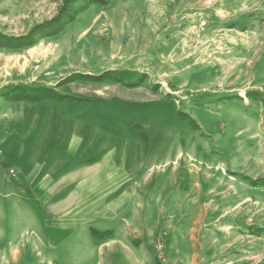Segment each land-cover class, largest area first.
<instances>
[{
  "label": "rangeland",
  "instance_id": "374dc122",
  "mask_svg": "<svg viewBox=\"0 0 264 264\" xmlns=\"http://www.w3.org/2000/svg\"><path fill=\"white\" fill-rule=\"evenodd\" d=\"M76 129L130 176L80 227L17 159ZM0 264H264V0H0Z\"/></svg>",
  "mask_w": 264,
  "mask_h": 264
},
{
  "label": "crops",
  "instance_id": "0c3cea01",
  "mask_svg": "<svg viewBox=\"0 0 264 264\" xmlns=\"http://www.w3.org/2000/svg\"><path fill=\"white\" fill-rule=\"evenodd\" d=\"M97 123L99 122L97 121ZM95 126L98 128L97 124H93V128H95ZM78 132L77 130L75 133L71 134L73 142L66 146H39L32 145L33 142L28 141L26 142L28 144L27 146H18L17 159L18 164L23 166L29 165L28 170L30 178L40 182L53 179L51 176L52 174H60L62 171L66 172L77 167L76 171L69 172L70 174L67 173L60 177L54 176V179H59V181L77 179L82 181V183L76 186L78 188L74 187L68 190L59 201L53 203L52 208L53 212L55 210L59 211L62 208H69L71 204L78 200V205L74 204V211L76 214L73 215V222L75 220L77 223L76 226L80 227L85 226L84 224L78 223H84V216L88 213L100 214L101 197L112 195V190H116V184L114 183L111 185L110 182L124 181L130 176L123 160L124 145L121 147L116 143L112 146L104 147L103 149L105 150L103 151L104 153L102 152V155V148L99 140L97 144H93L94 146L92 148L87 147L86 141L90 139V136L87 134L83 136L82 133ZM40 148H44L48 150V152L44 151L43 154H40L38 153V149ZM62 151L65 152L62 153ZM65 153L67 158L62 160V158L65 157L62 155ZM68 154L70 157H68ZM34 164H36L35 166L37 167L33 166ZM48 164H51L52 167L47 168ZM42 165H45V171L39 173L43 167ZM101 182L103 183L101 184ZM127 196H130V192L127 189L123 192H118L116 198L104 206V210L107 211V209H109L110 212L117 210L118 207L126 201ZM86 197H88L89 200H86ZM84 203L89 205L85 210L84 208L82 209ZM91 206H93V208H91ZM58 219L61 220L62 216ZM44 221L47 226L50 220L45 217ZM59 235L60 233L57 232L54 234V237Z\"/></svg>",
  "mask_w": 264,
  "mask_h": 264
}]
</instances>
